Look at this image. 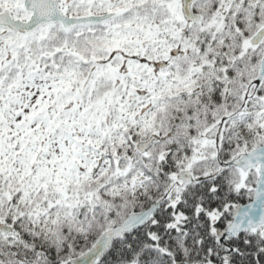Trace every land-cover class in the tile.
<instances>
[{
    "label": "snow or ice",
    "instance_id": "obj_1",
    "mask_svg": "<svg viewBox=\"0 0 264 264\" xmlns=\"http://www.w3.org/2000/svg\"><path fill=\"white\" fill-rule=\"evenodd\" d=\"M0 264H264V0H0Z\"/></svg>",
    "mask_w": 264,
    "mask_h": 264
}]
</instances>
